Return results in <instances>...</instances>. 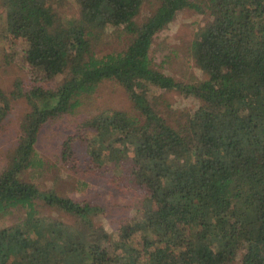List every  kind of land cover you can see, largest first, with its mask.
Wrapping results in <instances>:
<instances>
[{"label":"trees","instance_id":"1","mask_svg":"<svg viewBox=\"0 0 264 264\" xmlns=\"http://www.w3.org/2000/svg\"><path fill=\"white\" fill-rule=\"evenodd\" d=\"M66 1L0 0V43L20 49L34 74L0 86V127L12 99L28 105L0 171V218L16 217L0 227V264H264V0H77L78 15L61 18L55 8ZM145 3L150 12L140 16ZM185 7L206 15L188 48L205 74L194 82L156 69L148 54ZM107 30L123 39L102 54ZM103 80L121 85L129 109L81 119L61 157L140 196L120 240L113 234L127 226L97 225L102 206L24 177L42 165L34 146L43 125L86 109ZM155 89L198 100L184 126L153 107Z\"/></svg>","mask_w":264,"mask_h":264},{"label":"rangeland","instance_id":"2","mask_svg":"<svg viewBox=\"0 0 264 264\" xmlns=\"http://www.w3.org/2000/svg\"><path fill=\"white\" fill-rule=\"evenodd\" d=\"M150 9V3L143 4L140 16L149 14ZM55 10L61 18L62 16L75 17L78 15L79 7L77 0H67ZM205 16L188 7L179 10L175 19L152 39L148 52L152 65L179 81L194 82L204 79L205 74L195 66L188 48L198 26L205 23ZM113 34L111 30H107L101 35L98 52L103 54L120 47L119 41L123 39L122 36L117 42ZM20 51L17 48L7 49L4 43H0V86L6 91L12 89L15 79L27 80L30 76H34L23 62ZM5 52L12 56L8 63L4 56ZM95 95L96 97L86 109H76L43 125L34 146L36 157L41 160L42 165L28 169L24 177L25 180L36 183L40 188L53 186L62 194L76 199L87 198L92 203L102 206L103 211L95 218V221L98 226L111 231L117 230L120 224L126 227V220L137 215L135 210L138 207L140 196L135 191H126L109 185L107 180L99 174L84 173L81 169H70L63 166L61 157V142L69 134L79 132L77 128L80 127L81 119L104 108L129 109L130 107L123 88L113 80H103ZM149 99L153 107L177 129L184 126L188 119L187 116L199 104L198 100L184 97L175 90L155 89L150 92ZM11 103L10 115L0 127V171L7 164L13 148L18 143L19 122L28 110L23 96L12 99ZM42 213L66 224L71 223V218L61 211L43 208ZM15 219L14 215L0 218V227L12 224ZM132 230L127 226L125 231L114 232L113 236L120 240L128 236ZM127 242L132 247L136 246L131 240ZM229 264H238V259Z\"/></svg>","mask_w":264,"mask_h":264}]
</instances>
